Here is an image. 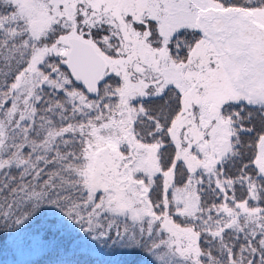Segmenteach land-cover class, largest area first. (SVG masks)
I'll use <instances>...</instances> for the list:
<instances>
[{
  "label": "snow or ice",
  "instance_id": "snow-or-ice-1",
  "mask_svg": "<svg viewBox=\"0 0 264 264\" xmlns=\"http://www.w3.org/2000/svg\"><path fill=\"white\" fill-rule=\"evenodd\" d=\"M0 246L264 264V0H0Z\"/></svg>",
  "mask_w": 264,
  "mask_h": 264
},
{
  "label": "trees",
  "instance_id": "trees-1",
  "mask_svg": "<svg viewBox=\"0 0 264 264\" xmlns=\"http://www.w3.org/2000/svg\"><path fill=\"white\" fill-rule=\"evenodd\" d=\"M3 255V254H2ZM1 255V256H2ZM3 261L1 262V264H13V258H12V254L9 252L5 253V256L3 257Z\"/></svg>",
  "mask_w": 264,
  "mask_h": 264
},
{
  "label": "rangeland",
  "instance_id": "rangeland-1",
  "mask_svg": "<svg viewBox=\"0 0 264 264\" xmlns=\"http://www.w3.org/2000/svg\"><path fill=\"white\" fill-rule=\"evenodd\" d=\"M6 252H8L7 250H6V248H4L3 246H0V264H1V262L3 261V257L5 256V253ZM3 254V255H2ZM2 255V256H1Z\"/></svg>",
  "mask_w": 264,
  "mask_h": 264
}]
</instances>
